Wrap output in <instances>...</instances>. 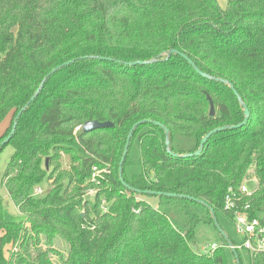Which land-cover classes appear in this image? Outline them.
<instances>
[{
  "label": "trees",
  "instance_id": "16d2710c",
  "mask_svg": "<svg viewBox=\"0 0 264 264\" xmlns=\"http://www.w3.org/2000/svg\"><path fill=\"white\" fill-rule=\"evenodd\" d=\"M171 49L232 85L249 111L245 125L215 133L190 158L181 156L197 151L210 131L242 123L243 111L224 83L202 78L180 56L164 60ZM158 55L147 66L119 63ZM71 60L46 80L0 148L13 149L1 186L22 215L7 221L0 195V264H53L54 240L67 245L65 256L56 251L64 264H228L224 240L211 255L195 252L192 241L198 226L215 229L202 204L230 221L228 195L264 221V0H226L223 9L216 0H0V124L9 120L0 143L44 77ZM141 120L166 127L179 157L166 152L161 129L140 125L124 182L189 200L135 194L120 183L126 137ZM89 121L113 127L74 132ZM135 138L141 171L129 176ZM68 152L76 155L71 170L59 160ZM100 165L109 169L95 187L92 168ZM48 181V191L34 193ZM242 186L252 198L240 194ZM89 190L93 199L83 198ZM18 238L20 251L7 258L5 247Z\"/></svg>",
  "mask_w": 264,
  "mask_h": 264
},
{
  "label": "rangeland",
  "instance_id": "374dc122",
  "mask_svg": "<svg viewBox=\"0 0 264 264\" xmlns=\"http://www.w3.org/2000/svg\"><path fill=\"white\" fill-rule=\"evenodd\" d=\"M217 4L220 8H224L226 5V0H216ZM9 120L8 118L3 121L0 124V127H5L8 125ZM78 128V127H77ZM75 132V130H74ZM13 154V149L10 145L6 146L3 148V150L0 152V195L2 197L3 200V205H4V209H3V213L5 216V219L7 221L10 222H19L22 220V215L19 214V212L17 211V209L14 207V205L12 204V202L10 201L8 194L6 193V191L4 190V188L1 186V179H2V173L4 171V168L7 164V162L9 161L10 157ZM73 157H76V155H71L69 152L68 153H61L60 155V165L62 168L66 169V170H71L72 166L75 164L74 160L72 159ZM129 163L130 165L126 168V173L127 175H131V174H137L141 171V167L139 165V149L137 146V138H135L131 144V148H130V153H129ZM108 165H100V166H95L92 168V174L90 177V181L92 183H95V187H98L101 183V174L108 172ZM46 182V181H45ZM51 182H47V183H42L41 186L39 187L40 189V194L41 195L43 193H45L46 191H48V189L50 188V184ZM37 189V188H36ZM35 189V191H36ZM95 189V188H94ZM109 189V188H107ZM97 189H95L96 191ZM34 191V193H35ZM94 190H89L86 191V193L83 195V198H88V199H93V196L95 195ZM147 201L151 204V205H155L156 204V198L154 197H149L146 198ZM105 205L106 202L104 200L101 201V208L104 211L105 210ZM219 223L223 229V231L225 232V234L232 240V241H237L238 237L234 232V227L232 225V223L230 221H228L227 219L219 216L218 217ZM25 229L28 230V235L34 236V234L32 233L31 229H30V225L29 223L25 224ZM20 237V236H19ZM35 238V237H33ZM51 238H49L48 240H50ZM33 242V240L31 241ZM212 244H216L218 246H221L223 244V239L222 237L219 235V233L211 226V225H200L196 228L195 230V239L192 241V246L194 247V251L197 253H201L202 249L204 247H207V249H209L210 246H212ZM54 245H55V250L58 253H61L62 255H66V251H67V245L62 242L61 240H54ZM6 250L8 251L9 249V253H5V255L8 257L11 256H15L17 255V253L20 251V242H19V238L16 240V242L14 244H9L6 247ZM38 248L41 250H44L45 247V243L43 241V239H40V243L38 245ZM33 250V248L31 249ZM51 252L50 253V257H51V262L53 264H64V262L60 261L58 259V257L60 256V254H58L57 252ZM224 252L227 258V262L228 264H235L234 261V257L230 251V249L228 248H224ZM240 258L242 259V264H264V259L262 257H257L254 262H252V260L249 259L248 257V253H246V251H240Z\"/></svg>",
  "mask_w": 264,
  "mask_h": 264
},
{
  "label": "water",
  "instance_id": "95a60500",
  "mask_svg": "<svg viewBox=\"0 0 264 264\" xmlns=\"http://www.w3.org/2000/svg\"><path fill=\"white\" fill-rule=\"evenodd\" d=\"M171 55H177V56H180L183 60H185L191 67L192 69L196 72V74H198L199 76H201L202 78H205L207 80H211V81H215V82H222L224 83L225 85H227L229 87V89L232 91V93L234 94V96L236 97L239 105L241 106L242 108V111H243V117H244V120L242 123H240L239 125L237 126H226V127H221V128H217V129H214L212 131H210L209 133H207L202 139H201V142L199 144V147L197 149V151H195L194 153H190V154H186V155H183L181 157H186V158H190V157H195V156H198L202 149H203V146L204 144L206 143V141L212 136L214 135L215 133L217 132H222V131H226V130H233V129H239L241 128L243 125L246 124V122L248 121V118H249V111L247 109V107L245 106V104H243V102L241 101L240 97L238 96L237 92L235 91V89L233 88L232 85L228 84L226 81L224 80H221V79H217L215 77H211L205 73H202L195 65L194 63L189 60L185 55H183L182 53H180L179 51L175 50V49H171L169 51H167L165 53V59L164 60H168L169 57ZM110 60V59H109ZM161 60V55H158L157 57H155L154 59L150 60V61H136V62H119L121 64H124L126 66H130V67H134V66H147V65H151V64H154V63H157ZM74 62V60H71L69 62H66V63H63L55 68H53L45 77L44 79L42 80L40 86L38 87V89L35 91V93L32 95V97L29 99V101L22 107L21 110H19L14 118V121H13V124H12V128H11V131L9 132V134L6 136V138H4L1 143H0V148L2 146H5L9 140L11 139V137L13 136L14 134V131H15V128H16V125H17V121L18 119L21 117L22 113L28 108V106L34 101V99L38 96V94L40 93V91L42 90L43 88V85L44 83L46 82V80L52 76L53 74H55L56 72H58L59 70H61L62 68L68 66L69 64H72ZM208 99V102H209V107H210V110H209V116L212 117L214 115V109H213V104L212 102L210 101L209 98ZM143 124H151L159 129H161L164 133V137H165V149H166V152L171 155L172 157H179L177 154H174L170 151L169 149V141H168V136H169V131L166 127H164L162 124H160L159 122H155V121H148V120H141V121H138L137 123H135L130 131L128 132V135L126 137V141H125V146H124V149H123V153H122V156L120 158V161H119V164H118V178H119V181L120 183L130 192L132 193H135V194H142V195H148V196H157V197H161V196H165V197H171V198H183V199H190L189 197H186V196H181V195H176V194H171V193H160V192H153V191H140V190H137V189H134L132 187H130L129 185H127L124 180H123V177H122V173H123V164H124V161H125V158L127 156V153H128V148H129V145H130V141H131V138L133 137V133L134 131L136 130V128L140 125H143ZM113 127V124L110 123V122H97V121H89V122H86L85 124H83L81 126V131L82 133H90L92 131H95V130H99V129H104V128H112ZM46 167H47V163H46ZM201 203V202H199ZM204 207H206L211 215V218H212V222H213V225L216 229V231L219 233V235L222 237V239L225 241L227 247L230 249L231 253L233 254L234 256V259H235V262L236 264H239V260H238V256H237V253H236V250L234 249L233 245H232V242L231 240L229 239V237L225 234V232L221 229V227L219 226V223H218V220H217V217L213 211L212 208L208 207L207 205L205 204H202Z\"/></svg>",
  "mask_w": 264,
  "mask_h": 264
},
{
  "label": "built area",
  "instance_id": "2783aa9c",
  "mask_svg": "<svg viewBox=\"0 0 264 264\" xmlns=\"http://www.w3.org/2000/svg\"><path fill=\"white\" fill-rule=\"evenodd\" d=\"M80 128H76L75 131ZM40 192V189H37L35 194H40ZM240 194L247 198L253 196V193L246 186L240 188ZM234 196V194L226 196L223 207L224 212L231 214L230 222L238 237L236 244L233 245L234 249L246 251L250 257L264 255V221L251 217L248 204L240 209V199ZM218 247L216 244H212L209 249L204 247L201 254L211 255Z\"/></svg>",
  "mask_w": 264,
  "mask_h": 264
},
{
  "label": "crops",
  "instance_id": "0c3cea01",
  "mask_svg": "<svg viewBox=\"0 0 264 264\" xmlns=\"http://www.w3.org/2000/svg\"><path fill=\"white\" fill-rule=\"evenodd\" d=\"M4 132V127H0V136L3 134Z\"/></svg>",
  "mask_w": 264,
  "mask_h": 264
}]
</instances>
